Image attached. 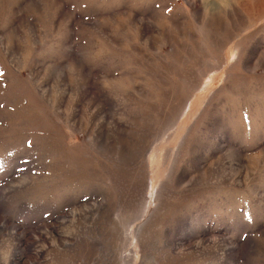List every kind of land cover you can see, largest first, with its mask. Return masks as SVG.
<instances>
[{"label":"rangeland","instance_id":"rangeland-1","mask_svg":"<svg viewBox=\"0 0 264 264\" xmlns=\"http://www.w3.org/2000/svg\"><path fill=\"white\" fill-rule=\"evenodd\" d=\"M0 264H264V0H0Z\"/></svg>","mask_w":264,"mask_h":264}]
</instances>
